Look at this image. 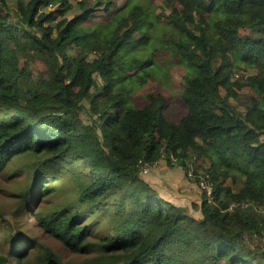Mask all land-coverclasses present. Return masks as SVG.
<instances>
[{"label":"trees","instance_id":"1","mask_svg":"<svg viewBox=\"0 0 264 264\" xmlns=\"http://www.w3.org/2000/svg\"><path fill=\"white\" fill-rule=\"evenodd\" d=\"M167 1L156 16L138 0H0V174L25 181L0 264H264V0ZM177 64L173 121L163 95L135 92ZM164 160L209 175L199 216L143 179L141 161ZM31 213L80 260L33 237ZM97 213L113 231L100 242Z\"/></svg>","mask_w":264,"mask_h":264},{"label":"rangeland","instance_id":"2","mask_svg":"<svg viewBox=\"0 0 264 264\" xmlns=\"http://www.w3.org/2000/svg\"><path fill=\"white\" fill-rule=\"evenodd\" d=\"M18 1L20 0H10V2L13 4L18 3ZM21 1L25 2L27 0H21ZM71 1L75 5V0H71ZM115 1H117L116 3L118 4L119 7H123L126 4H128L130 0H115ZM138 1L144 3L146 1L145 6L149 10L155 9L156 16L162 13H166V15H168L170 12V8L167 0H138ZM74 12H77V7L75 8ZM97 15L99 16L98 22L100 24L105 23V21H107L109 18L107 13L105 15V12H103V10L99 11ZM160 22L164 23V19L162 18ZM92 58H94V56H92ZM32 68L33 71H37V70L40 71L44 67L41 63H34ZM156 72L158 71L156 70ZM155 73L154 76L150 78L143 87H141L135 92V97L140 98L148 94L163 95L167 100V106L165 109L166 116L170 120L179 121L186 113V108L181 100L180 95L178 94L179 91H181L182 89L183 75L185 73L184 68L177 64L165 71L164 78H161L160 76H156ZM242 77H244L243 74L236 75L235 79L238 78L243 79ZM244 100L245 99H240L241 103L244 102ZM233 102L236 103L237 101L233 100ZM240 108L241 110H244L243 107ZM16 169L18 168H14V167L9 168L8 173H6V176L0 174V220H3L5 223L12 220V208L16 202L15 195L18 194L25 185V181L22 180L21 177L10 179L13 170ZM156 172H165L166 184L167 185L173 184V188L175 190H178L180 188H188L187 184H193L182 169L171 168L165 160L160 161L159 164H157V162L154 163L150 168L149 174L147 176H144L143 179L150 182L151 178L155 176ZM193 185L196 186L197 183L194 182ZM189 189L190 192L195 193L192 188ZM201 193L202 192L199 189L196 191V196L197 198H199L200 204H201L200 198L202 197ZM68 194L69 193L67 191H59L58 194L53 197V201H55L56 204H64L67 201V198H69ZM200 204L192 203L191 207L193 208V206H200ZM190 211L193 215L196 216H199L200 214L199 209L193 208ZM23 219H25L24 216ZM27 220L31 223L29 227L31 233L33 234L32 235L33 237H36L41 242H44L49 246H51L54 250H56L60 254V256H62L66 260L67 259L75 260V261L80 260L79 257H74L70 253H68V251L65 250L64 247L61 244H59L57 241L49 238L47 235H45L39 229H37L34 224L32 213L27 216ZM88 222H89V227L92 231L91 241L100 242L105 236L113 234L108 219H105L103 216H100V213L95 214L94 217H89ZM0 224L2 223L0 222ZM0 232L2 231L0 230ZM257 243L259 242L257 241ZM262 243L264 244V242ZM1 250H2V243H0V251Z\"/></svg>","mask_w":264,"mask_h":264},{"label":"crops","instance_id":"3","mask_svg":"<svg viewBox=\"0 0 264 264\" xmlns=\"http://www.w3.org/2000/svg\"><path fill=\"white\" fill-rule=\"evenodd\" d=\"M148 183L161 195L162 198L173 202L176 205L191 208L192 203L198 204L200 201L196 196V191L198 190L196 186H194L193 184H187L188 188H180L178 190H175L173 188V184H166L165 172H156L155 176L152 177L150 182ZM189 188H192L195 193L190 192Z\"/></svg>","mask_w":264,"mask_h":264},{"label":"built area","instance_id":"4","mask_svg":"<svg viewBox=\"0 0 264 264\" xmlns=\"http://www.w3.org/2000/svg\"><path fill=\"white\" fill-rule=\"evenodd\" d=\"M159 162H157V164H159ZM140 163H141V169H140L141 174L148 175L152 165L147 162H143V161H141ZM188 177L190 178L192 182H196L198 184L199 188L203 191V193L206 195L209 201L214 200L213 182L210 180V177L208 174L203 173V172H200L199 174H197L194 171V168L191 167L188 172ZM232 208L233 206L230 209Z\"/></svg>","mask_w":264,"mask_h":264}]
</instances>
